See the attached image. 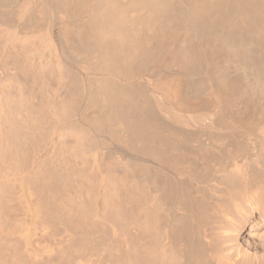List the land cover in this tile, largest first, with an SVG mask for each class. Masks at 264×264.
<instances>
[{
  "label": "rangeland",
  "instance_id": "374dc122",
  "mask_svg": "<svg viewBox=\"0 0 264 264\" xmlns=\"http://www.w3.org/2000/svg\"><path fill=\"white\" fill-rule=\"evenodd\" d=\"M23 1L26 2V0H0V264H22L21 262H23V264H45V263H43L44 261L46 262V264H70V262L72 264L73 259L75 260L78 258V261H79V257H81V259H83V260L85 259L84 261H82L84 263L86 262V260H88L87 263L89 262V264H91V263L92 264H97V263L99 264V262H100V264H103L104 262H106L104 264H120V263L124 264V262L126 263L125 260L130 259L129 260L130 262L127 261V263L129 264L132 261L131 255L132 254L134 255L135 251L138 250L137 252L141 253V254L143 252H145V250H144V248H145L144 247L145 246L144 245L145 244V239H144L145 237L144 236L145 235L143 234L144 232H143L142 226H143V221H144V217H145L144 212L146 211L145 206H146V202H147V186H146V183H147L146 177L147 176H146L145 171L143 170V168H144L143 165H140L139 169L137 170L139 172L136 171V176L134 177V174H132L131 172H130L131 174L129 172H126L127 170H125L123 167H121V165H113V166H109V165L102 166V165H100V166H102L101 167L102 169H101V168H99L98 165L93 164L94 161H93V163L91 161L93 158L89 155L90 154L89 145L97 146L96 144H98L97 147H98L99 151H101V152L103 151L105 153V156L108 154H112V153L116 154V152L118 153L119 156L122 153H126V154L129 153V152L127 153V152L123 151V148L118 143H116V141L113 143L114 138L112 137V135H115L117 127H115V125L109 121L108 122L104 121V120L108 119L106 116L107 113L105 111V108L102 107L101 104L99 103L100 102L99 97L97 98V96L95 95V92H93V90H95V87H96L95 84H97V82H98L97 78H100L102 76L106 77V74L104 72L99 74L96 72V70H94L95 67L97 68V66L98 67L104 66V60L103 59H97L95 61V63L91 66L94 69H92L89 65H88V67H89V69H88L86 67L87 64L78 60L79 58H77V57L74 58V56H72L67 44H65V42H63V39L61 41V35H60L59 30H60V25L62 26V23H60L58 21H56L57 23H56L55 28H54V35L56 37V42L58 43L57 48H55V49H56V51L57 50L58 51L54 52L55 49L51 45H49V42H48L46 36L45 37L43 36V34H44L43 32H45V29H43V28H45L46 25L49 23V21L52 20V18H54L53 17L54 14H53V12H51L50 6L56 7V4H57L56 2L59 3L60 0L59 1L58 0H46L49 4V6H47L48 4L46 3L47 7L45 6V1H44L43 4L46 8L44 6H42V4H41L40 12H39L40 17L38 16L36 19H34V24L30 23V22H33V20L28 19V20H30V22H28L26 19V21L28 23H25L24 19H18V18H16V16L15 17L12 16V14L14 15V13H15L14 9L18 8L20 3H22ZM35 1H37V0H35ZM156 1H158V3ZM156 1L151 2V0H116L115 2L117 5L115 4L114 9H112V13H113L112 15H114L116 20H118L117 21L118 27L117 26H115V27L118 30L121 29L119 32L120 33L124 32V33H122L124 35H125V31H126L127 32L126 36L128 37V39L131 36L130 38H132V39H129V41L127 43L128 45L130 44L129 42L131 40L130 45L131 46L136 45V46H139V48L140 47L142 48L141 45L145 44L146 49L150 48V49H154V51L156 50L158 52V51H160L158 48H162L160 46L165 41V43L163 45H165V44L166 45L164 46L163 50H166V48H169V50H166L163 53H168V51L173 50V49H171L172 46H173V48L176 47L175 44L180 46L181 44L183 45L185 43L184 45L187 48H185L184 45L183 46L181 45V47H179V46L178 47L180 48V50L183 49L182 51L185 52L186 54H188V56L191 58V60H190L191 63L188 60L190 63V66L187 62L189 67L185 64L186 66L184 65V69H183L182 68L183 63L180 62L181 64L178 63V66L179 65H181V66L179 67V70H177L179 72L166 70V68L162 66L164 63V61H162V59L165 56V54L163 57L161 56L163 53L158 56V54H160V52H162V51L158 52V54H157V52L155 53L154 51H153L154 52L153 53L149 49L146 50L145 46L143 45V47H144L143 51L146 52V54H147V51H148V54H150L149 52H151L154 54V56H155V54H157L156 56L158 57V60H157V58H156V60L157 61L160 60V62H157V61L154 62L153 61L154 63L152 62L153 63L152 64L149 61L150 65L148 64L146 66H143V64L139 63V61L133 60L132 62L135 61L136 63L137 62L139 63V64L138 63L135 64V62L132 63V66L135 70L136 75L133 77L132 81L130 79H129V81H127L128 79H125V78H123V81L121 80V82H124L123 84H124L125 88L130 89V87H131V89L133 88L132 91L141 92L142 94L141 93L140 94L135 93V96L137 95L138 98H141L145 95V97H147V99H148V96H147V95H149L148 91L158 93L161 95V97H162V99L166 105L174 106L176 111H178L180 113H184V114H186L189 111H190V113H194L193 111L195 110L194 109L195 105H197L199 103V101H201V99H202L205 102V104H207L206 108H208V109L199 110V107L196 106L198 110L196 109L197 111H195V113H197L199 111V112H203L205 114H208V116H209V113L212 110H215V108H216V109H219L221 111L219 113V115L222 116L223 119H228V121H230L232 119L231 122H233L234 126L238 128V129L236 128L237 130L236 129L234 130L237 133L239 131L240 132L239 134H243V131L246 130L244 132L245 133L244 135L247 137H249L248 135L259 136L262 134H263L262 136H264V131H262V130H264V112H263L264 111V102H263L264 101V94H262L258 91H254V92H252L254 95L248 94L249 99L247 97L244 98V96H248V95L240 96L241 99H239L237 97L239 95V92H241L240 91L241 89L236 88V87H241V85L244 84V81L242 82V78L244 77L243 76L244 73L242 75L240 74V73H242V70L238 66H236L235 63L232 62L233 53L230 52L231 50L229 48H227L228 46L226 44H222V43H224L223 41L221 42V40H223L222 34H224L225 32H228V31H229L228 34H230L231 32L235 31V26L237 25L235 20L240 18V19H238V21L240 20L239 21L240 24H239V22H237V23L242 26L241 22L242 23L244 22L243 18H246V15H241L242 16V18H241V16L238 17L240 15L238 13L242 14V12H240V10L242 9V7H244V4H247V2H246L247 0H238L237 2H234V4H232L228 0H227L228 2H226V0L223 2H220V9L221 10L223 9V7H224V11L227 8H229V9L231 7H232V9L234 7L235 8L233 10H229L231 12L233 11L232 12L233 15H231L232 17L230 16L232 18V20L230 17H227L225 19L226 22L224 24H222V22L220 24V21H219L218 24L216 23L215 25L213 24V22H214V17H213L214 15L213 14H215V12H218V10H217L218 8H216V5H213V3L218 2V0H213V2H212V0H208V1L207 0H200V1L196 0V3L199 6L195 3V0H192V1L190 0L193 4L195 3L194 5L191 4V2L189 3L188 2L189 0H187V1L185 0V2L183 0H170V2H168V3H167L168 0H156ZM164 1H165V3H164ZM173 1H174V3L176 1V3H178L179 6H176V3L174 4ZM180 1L184 2L185 4L182 5V2L180 3ZM197 1H199L201 3H198ZM204 1H206V2H204ZM244 1H245V3H244ZM146 2H148V3H146ZM186 2H188L189 4ZM202 2H203V4H206L207 6L206 5L205 6L203 5L204 7L201 6ZM209 2H210V4H209ZM224 2H226V3H224ZM248 2H249L248 3L249 5H251L250 2H252V4H255V3L259 4L260 5L259 7L257 6V4H255V5L258 7V9H261L264 12V0H261L260 2H258V0L257 1L256 0H253V1L248 0ZM160 3H161V5H157ZM166 3L169 4L170 7H169V5L166 6ZM170 3H172V4H170ZM229 4L230 5L232 4V6H229ZM172 5H174V6H172ZM192 5L195 7V9ZM210 5H212L213 7L212 6L210 7ZM239 5L241 8L239 7ZM175 6H176V8H175L176 12L179 10L181 12L184 10L185 12H182L183 14L180 11L177 12L179 14L181 13V16L180 15L178 16L177 13H175L174 11H171V10H173V8ZM187 6H192V8L194 10L191 9V7H187ZM196 6H198V7H196ZM118 7H119V9H118ZM162 7L166 8L168 11H166V9H165V10H162V12H161ZM179 7H180V9H179ZM200 7H202V10L200 9ZM159 8H161V9H159ZM169 9H171L170 13H169ZM116 10L119 11L120 13L116 12ZM114 11L116 13H119V14H115ZM191 12L194 13V15L196 17H193L194 15ZM171 13L173 15L175 14L178 18L180 17V19L182 21L184 20L185 23H183L184 21L182 22L181 20L175 21L176 18H173L175 15L172 16ZM185 13H187V14H185ZM9 14H11V15H9ZM191 14L193 16H191ZM210 14H211L212 18L210 16ZM119 15L125 16V19H124V17L121 18L122 16L119 17ZM182 15H184V16H182ZM203 15H205V17H203ZM236 15H238V16H236ZM59 16H61V17L64 16V18H65V15H63V14H59ZM188 16L191 18L193 17L192 19L190 18V22L192 20L191 23H193V26H189L191 24V23H189V20L186 21L185 18L187 17V19H188ZM166 17H168V18L171 17L172 19L169 18V21H167L168 18H166ZM201 17L208 18V19L203 20ZM235 17L236 18L238 17V18L236 19ZM14 18H16V19H14ZM64 18H63V20H67V18H65V19ZM120 18L123 19V22L126 21V22H124L125 24L123 22H121L122 20ZM161 18H163L164 20L163 19L161 20ZM234 18H235V20H233ZM173 19H175L174 22H177V24L174 23L173 21H171ZM228 19H229V21H228ZM18 20H19V22H18ZM85 20L88 22L89 17L85 16ZM193 20H196V21H193ZM13 21H15V22L13 23ZM20 21L26 25H24V27H23L22 26L23 24ZM162 21H165V22L162 23ZM178 21H180V23ZM232 21H235V23ZM201 22H205V23H201ZM182 23L184 24V27L186 26V28H187L189 26V29H191V30L193 29L192 27H195V28L200 27L202 30L199 29V30H197V32L199 31V33H201V35L200 34L199 35L202 37H200L199 35L196 36L198 34V33H196V29H194L195 33L190 30L191 33L193 32L192 34L189 32L188 29L186 30V28H185V32H184V30H183L184 27L182 28ZM18 24H20L19 25L20 27L18 26ZM27 24H30L31 27H32V25H36L37 27L33 26L32 29L37 28V31L40 33V35H38L39 33L37 31H35V29H34L35 32L32 30L33 33H35V34H32L30 32L31 31L30 26ZM178 24H180L181 27L179 26L180 28L178 27L176 29ZM199 24H202V25L200 26ZM204 24H207V26H209V27H207ZM152 25H154V26H152ZM163 25H164V27H163ZM197 25H199V26H197ZM16 26H18V27L16 29H14ZM202 26L203 27L206 26L207 29L202 28ZM27 27H29L28 30H27ZM160 27H162V29ZM212 27H214V29ZM216 27H220L222 29V32L223 31L224 32L220 33V31H221L220 28L215 29ZM253 27L254 28H253L250 35L253 36L254 39H252V42H249V41H251V38H248L247 40H249L248 43H252V45H254V46L258 45L257 47L259 49L256 47L258 49L257 50L251 44L246 45L249 49L252 50V52L250 54V52H248L249 49L247 48L248 49L247 50L245 47V44H248L247 41L245 43L246 39L244 40V42H242L243 44L245 43L244 47H242V45H243L242 43H241L242 45H240L238 42V45L241 46L243 50H245L244 51L245 55H249V56L251 55L253 57L254 56L258 57L259 54L261 56L264 55V53H263L264 50L262 49V48H264V43H261V41L264 39H262L263 37L262 38L257 37L259 33L261 34V36L262 35L264 36V22H263V25L259 29L255 25ZM18 28H20L21 30ZM123 28H126V30L125 29L123 30ZM153 28H155V29H153ZM159 28L162 31L161 37H159L160 33H158V32H160ZM209 28L212 29V32H211V30L209 31ZM17 29L20 31L18 32ZM151 29H152V31H151ZM157 29H158V31H157ZM172 29H174V30H172ZM203 29H204V32H203ZM14 30H16V31H14ZM128 30H129V34H128ZM214 30L219 31L218 33H216V34L220 33V35H217L219 37V39L216 38L217 36L211 38V36L213 35L212 33H215ZM21 31L22 32L25 31V33H22ZM186 31H188L190 33V34L188 33L189 36H188V34L186 35V33H187ZM26 32L27 33L30 32L31 34L27 35ZM155 32H156V34H155ZM175 32L176 33L179 32V33L176 34ZM16 33H18V34H16ZM169 33H170V35H169ZM248 33H250L249 30H248ZM36 34H37V36H36ZM202 34H208V35L206 37L205 35H202ZM216 34H214L213 36H215ZM168 35L169 36L172 35L171 36L172 38H170ZM185 35L187 38H185ZM224 35L226 36L227 33ZM190 36H193V39L195 36H196V38L200 37V39H198V40L194 39L193 40ZM188 37H190L191 39L190 38L188 39ZM256 37L258 39L260 38V40H258V42L261 45L263 44L262 48L260 47V45L258 43H256L257 42ZM158 38L161 41H159ZM181 38H183V41L185 38L186 42L181 41L182 40ZM202 38H204V39H202ZM207 38H208V40L212 39V40H210L211 41L210 44H208L209 41L207 40ZM220 38H221V40H220ZM133 39H136V41H134V44L132 43ZM137 39H138V41H137ZM214 39L216 40V43L214 42ZM162 40H164V41H162ZM191 40H192V43L190 42ZM202 40H203V42H202ZM253 40H255L256 42ZM187 41H188V43H187ZM218 41H220V42H218ZM137 42H138V44H137ZM140 42H141V44L139 45ZM161 42H162V44L160 45ZM174 42H176V43H174ZM217 42L220 45L217 44ZM199 43H201V45L203 47ZM203 43L207 44V45H204ZM191 44H193L192 47H191ZM194 44H196V45L194 46ZM197 44H198V46H197ZM221 45H225L227 47H225V46L221 47ZM189 46L191 48H193V47L195 48L197 46L198 50L200 49V47H202V49H200L199 51L197 49H196V51H194V49H192L194 51L192 53V52H190L191 49L189 48ZM215 46H216V48H213ZM206 47L207 48L212 47L213 49L212 48L211 49L210 48L205 49ZM50 48H52V49H50ZM179 48L178 49L176 48V49L179 50ZM221 48H223L224 53L222 52ZM224 48L229 49L227 51H229L231 54L229 52H226V49H224ZM176 49H174V50H176ZM187 49L189 50L190 53L187 51ZM203 49H204V51L206 50L205 53H204ZM215 49L218 50L219 53ZM253 49L256 50V53L258 54V55L256 54L257 56L254 54L255 50L253 52ZM259 50H261V51H259ZM31 51H32V53H31ZM202 51H203V53H202ZM209 51L213 52V53H210ZM28 52H29V54H28ZM195 52L198 54L201 53V55H198V57H197ZM261 52L263 54H261ZM33 54L35 56H33ZM191 54L197 58H193V56L191 57ZM204 54H205V56H204ZM28 55L30 57H28ZM215 55L218 57L219 56L222 57L221 58L222 60L218 59V57H216ZM208 56H209V58H207ZM57 57H58V59H57ZM189 57H188V59H190ZM225 57H227V58H225ZM200 58L202 59V61L200 60ZM193 59L195 61H192ZM209 59H211V60H209ZM213 59L219 60V62H218V60H216V61L220 64H218L214 60V62L216 63L215 65L217 66V64H218L217 67L214 65V63H212ZM226 59H227V61H226ZM57 60H59V61H57ZM205 60L207 61L206 63H205ZM229 60H230V63L228 62ZM57 62H59L58 64L60 66H58ZM203 62H204V64H207V65H204ZM209 62L212 63L214 65V66L213 65L212 66L215 67L216 69L211 68L212 66L209 64ZM84 64L86 66H84V67L81 66ZM97 64H99V65H97ZM134 64L137 66H135ZM159 64L161 67H159ZM200 64L204 68H201ZM208 64L210 65V67ZM140 65H141V67H139ZM55 66H56V71H54ZM58 67H60V68H58ZM61 67H62V70H61ZM152 67H155V68H152ZM236 67H237V69L239 68L241 71L239 69H238L239 71H237ZM90 68H91V70H90ZM188 68L190 70H188ZM208 68H209V70H206ZM210 68L212 69V72H211ZM186 69L188 70V72L190 71L191 73L189 72L190 74H188ZM193 69H195V70H193ZM38 70H40V71H38ZM58 70L60 73H58ZM69 70L72 72H70ZM183 70L186 72H183ZM213 70H215V71H213ZM203 71H205V72L207 71V72L203 73ZM161 72H162V75H160ZM209 72L213 75H211ZM62 73H63V75H61ZM163 73H165V74H163ZM214 73H216V74H214ZM58 74H60V75H58ZM94 74H95V76H94ZM226 74H227V76H226ZM158 75H160L159 76L160 78L159 77L157 78ZM223 75H225L226 77ZM182 76L184 78H181ZM188 76H190V77H188ZM218 76L219 77L223 76V83L221 81L222 78L219 79ZM237 76H239V77H237ZM240 76H242V77H240ZM16 78H18V79H16ZM190 78H191V80H190ZM224 78H226V80H227V78L229 79V81L227 80V82H229V85H231L230 87L228 86L226 81H225L226 82V84H225ZM231 78H234L232 80L233 82L232 81L231 82L233 83V88L238 89V92H237V90L235 91V89L232 88V83L230 84ZM237 78H240V83L238 81L239 79L237 80ZM88 80H90V82L94 80L92 82L93 84H88V83H90ZM235 80H237V81L235 82ZM216 81H219V82H216ZM19 82H20V84H19ZM237 82L241 85H239ZM218 83H220L221 85H226L228 88L221 86ZM236 83L239 86H237ZM196 84H198V85H196ZM10 85H11V87H10ZM30 85H32V87ZM92 85H93V87H92ZM94 85H95V87H94ZM217 85H218V87H219V85L221 86L219 88V90H218ZM35 86H36V88H35ZM127 86H130V87H127ZM143 86H144V88H147L148 91L146 89L144 90ZM201 86H202V89H201ZM158 87H159V90L157 89ZM213 87H215V88H213ZM222 87L224 89L226 88L225 91ZM77 88H81V90L80 89L78 90ZM211 88H213V89L209 91V89H211ZM230 88L236 92V96L234 95L233 90L229 91ZM72 89H74V90H72ZM187 89H190V91H188ZM194 89H197V90H194ZM90 90H92V93ZM204 90L208 91L211 96H209V93L205 92ZM220 90L224 91V92H221ZM226 90H228V92ZM1 91H2V93H1ZM196 91H197V93H196ZM217 91H219V92L217 93ZM225 92L228 93V96L226 94V96L228 97L227 98L228 100H226ZM47 93H48V95H47ZM71 93H72V95H71ZM213 93H215V94L217 93L216 95H218L217 96L218 98L214 97ZM65 94H66V96H65ZM74 94H76V96L78 95L77 98H75L76 96H74ZM90 94L92 95V97L94 96L93 97L94 99L96 98L95 100H97V99L98 100L97 101L91 100L92 98L90 97L91 96ZM4 95H7V96H4ZM219 95H221V97L223 98V103L220 104L221 107L219 106L217 108V107H215L216 102L214 100H215V98L220 99ZM250 96H251V98H250ZM145 97H144V99H145ZM78 98H80V99H78ZM4 99L7 101H4ZM71 99H72V102H74V103L70 102ZM147 99L143 100L141 98L140 100H141V102L143 101L142 103L144 104ZM50 100H51V102H50ZM153 100H154V98H153ZM247 100H248V102H247ZM93 101H95L93 103L94 105L91 103ZM240 101L243 103H240ZM249 101H251V102H249ZM2 102H4L5 104ZM61 102H62V104H61ZM64 102H65V104H64ZM16 103L17 104L19 103V104L16 105ZM97 104L100 105V107H98ZM208 104L211 105V107H213V108H210V106H208ZM95 105H97V106H95ZM222 106H224V107H222ZM61 107H63V108H61ZM69 107L70 108L73 107V110L69 109ZM188 107H193V109L191 108L192 111ZM238 107H239V109H238ZM261 108L263 110H261ZM56 110L58 112H61V110H62L61 113H63V114H59L58 112L56 113ZM185 110H188V111L185 112ZM219 110H217V112H219ZM5 111H8V112H5ZM49 111L51 113H49ZM247 112L249 113V116H247L248 115ZM250 112H252V113L250 114ZM245 114H247V115H245ZM95 115H97V116H95ZM197 115H198V113H197ZM34 116H35V118H34ZM204 116L205 115L203 114V117ZM208 116H206V117H208ZM95 117L97 119H95ZM100 117H102L104 119L102 121L103 123L100 121ZM206 117H204V118H206ZM63 120H65V121H63ZM61 121H63V122H61ZM97 122L99 124V128H98ZM17 123H18V125H17ZM249 124H250V126H249ZM101 125L104 129L101 128ZM246 126H248V128H250L251 131L249 129V131L247 132L248 128ZM100 128H101V130H100ZM19 137H21V138H19ZM99 143L100 144L102 143L103 146L99 145ZM104 146H105V148H104ZM120 147L122 148V150ZM15 149H17V150H15ZM79 149L81 152L85 151L84 153L82 152L83 156L80 154L81 152H79ZM111 149H113V150H111ZM86 152L89 156L86 155ZM115 154H113V155H115ZM89 157H91V158H89ZM31 163H33V164H31ZM96 166L98 168H95ZM99 170H101V171H99ZM127 175H128V177H126ZM18 176H19V178H18ZM129 176L131 177V179ZM20 178L24 182L21 181ZM142 179H143V181H142ZM99 181H101V182H99ZM107 183L109 185H107ZM78 190L82 193H80ZM28 193L30 195H28ZM75 193H77V194H75ZM68 194L70 196H68ZM91 197L92 198L96 197L98 200L96 198H94V200H95L94 201V200H92ZM57 198H58V202H60V200H62V202L64 204H61L62 202H60V204H58V202H57L56 204H58V205H56L55 202L57 201L56 200ZM89 198L91 200V203H89L90 206L87 202V200L90 201ZM81 200H82V202H81ZM83 200L86 202H84ZM96 200H97V202H96ZM92 202L95 203V204H93L94 208H93ZM78 203H79V205L82 203L84 205H88L89 207L87 206V207H85V209L88 208L91 212L90 211H89V213L86 212L88 214H86L85 212L82 213L80 211V206L78 205ZM35 205L38 207L36 208ZM60 205H62V206H60ZM108 205H109V207H108ZM28 206L31 208H29ZM32 206L35 208H33ZM59 206H60V208H59ZM63 206H66V207H63ZM62 207H63V210H62ZM95 207H97V208H95ZM56 208L57 209L59 208L58 209L59 211H57ZM143 208H144V210L142 211ZM37 209H39V210H37ZM108 209L112 210L114 212V214H116L119 217H116V216L108 213ZM68 212H71L70 215ZM100 212L102 214H100ZM65 213H67V214H65ZM62 214H64V215H62ZM86 215H88V216H86ZM98 215L101 217H99ZM31 216L34 219L31 218ZM64 216H66L67 220H65L66 218ZM70 216L76 217V219L75 220L73 219L70 221L68 219ZM35 217H37V218L35 219ZM97 218H98V220H97ZM99 218L101 219V221ZM62 219L64 221H69L72 223L64 222ZM85 219H86V221H85ZM78 220L82 222L81 225L78 224V222H77ZM95 220L97 223L99 222L98 223L99 225L95 222ZM122 220H124V221H122ZM59 221H60V223H59ZM92 221L95 222V225H94V222H93V224L91 223ZM61 225H63L62 226L63 228L61 227ZM68 225H70V226H68ZM69 227L70 228L72 227V228L70 229ZM74 228H76V229H74ZM88 228H89V230H87ZM128 228H130V229H128ZM42 230H44V231H42ZM71 231L72 232L74 231V232L72 233ZM27 232H29L32 235H30ZM67 232H69V233H67ZM66 233L69 234L68 237H66L67 236ZM82 233L83 234L86 233V235L84 236ZM73 234H74V236H73ZM93 234H94V236H93ZM81 236H83V237H81ZM98 237L101 240H99ZM82 238H84V239H82ZM85 238L90 239L91 241L90 240L87 241V239H85ZM30 239H32L33 242ZM96 239L99 241H97ZM102 240H103V242H102ZM71 241H72V243H71ZM93 241H97V242H93ZM98 242H100V243H98ZM25 244L27 245V247ZM102 244H104V245L102 246ZM106 244L108 246H106ZM57 245H59V246H57ZM67 245H69V246H67ZM82 245L84 248L82 247ZM62 246H63V248H61ZM64 246H66V247H64ZM99 246H101L102 248ZM33 247H34V249H33ZM103 247H105L108 250H109V248L111 249V247H112V249L109 250L110 252H108V250L103 249ZM142 247H144V248H142ZM61 249H64L65 251L68 250V251L65 253V251H62ZM132 250H133V252H132ZM28 251H30V252H28ZM94 251H96V252H94ZM93 252L95 254H93ZM128 252H129V255L131 252L130 257H128L129 255H127ZM49 253H50V255H49ZM72 253H73V256H71ZM124 253H125V256H124ZM63 254L64 255L66 254L67 256H64ZM121 254L123 256H121ZM17 255H18V257H17ZM30 255H32V256L34 255L33 257H35L36 255H39V256H36L39 259L36 260V257L33 258ZM68 255H69V257H68ZM22 256H23V258H20ZM27 256L32 257V258H27ZM143 256H145V254H142V257ZM45 257H46V260H43V258L45 259ZM47 257L50 261L47 259ZM62 257H65V258H62ZM101 257L103 260L101 259ZM118 257H120V258H118ZM88 258L91 259L90 261H92V260L93 261L90 262ZM92 258H94V259H92ZM28 259H30V261L32 260V262L27 263ZM34 259H35V261H34ZM68 259L70 261H68ZM94 260H95V262H94ZM76 261L77 260H75V263H76ZM119 261H122V262H119ZM48 262H50V263H48Z\"/></svg>",
  "mask_w": 264,
  "mask_h": 264
},
{
  "label": "bare ground",
  "instance_id": "6f19581e",
  "mask_svg": "<svg viewBox=\"0 0 264 264\" xmlns=\"http://www.w3.org/2000/svg\"><path fill=\"white\" fill-rule=\"evenodd\" d=\"M44 1H45V6H46L48 4V2L46 0H37V1H35V0H26V2L23 1L22 3H20L18 8H15L16 10L14 9L15 13H14V15L12 14V16H14V17L16 16V18H18V19H24L25 23H28V22H30V20H33V22H30V23L34 24V19H36L38 16L40 17V15H39L40 7H41V4H42V6H44V4H43ZM115 1L116 0H60L59 3L56 2L57 3L56 7L50 6L51 12H53V14H54V16H53L54 18H52V20H50V21L48 20L49 23L46 25V27L44 26L45 28H43V29H45V32L42 31L43 29L41 31L44 33L43 36L44 37L46 36V38H47V40L49 42V45H51L54 49L57 48V44L58 43L56 42V37L54 35V28H55V25L57 23L56 21H58V22L62 23V26L60 25V30H59L60 31V35H61V41L63 39V42H65V44H67V46H68L72 56H74V58L77 57V58H79L78 60H80V61L84 62L85 64H87V66L85 64L81 65V66H83V67L86 66L89 69L88 65L91 67L95 63V61L97 59H103L104 60V66H101V67L97 66V68L95 67V69L91 67L92 69L96 70V72L99 73V74L103 73V72L106 74V77H103V76L100 77V78L96 77L98 82H97V84H95L96 87L94 85L95 90H93V92H95V95L97 96V98L99 97L100 102L99 101L98 102L101 104L102 107L105 108V111L107 113L106 116H107L108 119L104 120L102 117H100V121L101 122L103 120L107 121V122L109 121V122L113 123L115 125V127H117L115 135H112V137L115 139L114 140L112 138L113 139V143L116 141V143H118L123 148V151H125L127 153L129 152L130 154L128 153L129 154L128 155L126 153H122L119 156L118 153L116 152V154L118 156L115 153L108 154V155L105 156V153L103 151L102 152L99 151V149L97 147L98 144H96L97 146L89 145V150H90V154L89 155L93 158L91 161H92V163L94 161L93 164L94 165L95 164L98 165L99 168H101L102 166H105V165H109V166L121 165V167H123L125 170H127L126 172H129V173L131 172L132 174H134V177L136 176V171L139 169L140 165H143L144 166L143 170L145 171L146 176H147L146 177L147 178V183H146V186H147V202H146V206H145L146 207V211L144 212L145 213L144 221L142 220L143 221L142 229H143V232H144L143 234L145 235L144 236L145 237L144 238L145 239V244H144L145 248L142 247V248H144L145 252H143L142 254H145V256L142 257V254L137 252L138 250L135 251L136 253L134 252V255L133 254L131 255V252H130V255L132 256L131 259H132L133 262L131 261V263H129V264H264V136H262L263 134L259 135V136H250V135H248L249 137H247V136L244 135L245 134L244 132L246 130H244V131L242 130L243 134H239L240 133L239 131L237 133L236 131H234L237 127H235L233 122H231L232 119L230 121H228V119H223L222 116L219 115V113L221 111L219 109H216V108H215V110H212L209 113V116H208V114H205V113L199 112V111L197 112L198 113V115H197V113H195V111L198 110L196 106L199 107V110L208 109V108H206L207 104H205V102L202 99H201V101H199V103L197 105H195L196 108L194 107V109H195L193 111L194 113H190V111L187 112L188 110H185V112H187V113L184 114V113H180V112L176 111L174 106L166 105L160 94L152 92V91L150 92V91L147 90V88H144V86H143L144 90L146 89L149 92V95H147L148 99H147V97H145L144 94H143L144 96L142 95L143 97H141L143 100L147 99L144 104L142 103L143 101L141 102V100H140L141 98H138L137 95L135 96V93L136 94L137 93L140 94L141 92L132 91L133 88L131 89L130 86H127V87H130V89L129 88H125V86L123 84L124 82H121V80L123 81V78H125V79H128L127 81H129V79L132 81L133 77L136 75L135 70H134V68L132 66V63H134L137 60V61H139V63H142L143 66H146V65L149 64V61H150V63H152L153 61L155 62V61L158 60V57L156 56L158 54V52L162 51V52H160V54H158V56H159L163 52H165L166 50H169V48H166V50H163L164 46L166 45V44L163 45L165 43L164 40H162V41H164L163 44H162V42L160 43V45L162 44L163 46L161 45L160 47H162V48H158L160 50L158 52L156 50L154 51V49H150V48L146 49V45L143 44L145 46L146 50L149 49L151 52H153V51L155 53L157 52V54H155V56H156L155 57L154 54H153L154 52L153 53L149 52L150 54H148V51H147V54H148L147 55L146 52L143 51L144 50L143 45H141L142 48L141 47L139 48V46H136V45H135L136 47L134 45L131 46L130 45L131 44V40L129 42L130 44L128 45L127 43L129 41V39H132V38H130L131 36L129 35L130 37L128 39V37L126 36V34H127L126 31H125V35H124V34H122L124 32H121V33L119 32L121 29L118 30L115 27V26L118 27V25H117V23H118L117 21L118 20H116L114 15H112L113 14L112 13V9H114L115 4H116ZM155 1L156 0H151V2H155ZM183 1L185 2V0H183ZM191 1L189 0L188 2L190 3ZM199 1H197V2L201 3ZM223 1H225V0H218V2L214 1L215 3H213V5H216V8H218L217 9L218 12L214 11L215 14H213L214 15L213 16L214 17V22H213L214 25L216 23L218 24L219 21H220V24H221V22H222V24H224L226 22L225 19L227 17H230L231 15H233V13H232L233 11L231 12L229 10H233L235 7L233 9H232V7L230 9L229 8H227V9L225 8L226 9L225 11H224V7L222 9L223 11L220 9V2H223ZM228 1L231 2L232 4H234V2H237L238 0H228ZM228 1L226 0V2H228ZM260 1L261 0H258V2H260ZM148 2H146V3H148ZM156 2L158 3V1H156ZM168 2H170V0H168L167 3ZM181 2L182 1H180V3ZM184 2H182V5L185 4ZM188 2H186V3H188ZM204 2H206V1H204ZM212 2H213V0H212ZM226 2H224V3H226ZM246 2H247V4L249 3L248 0ZM164 3H165V1H164ZM167 3H166V6L169 5ZM173 3H174V1H173ZM175 3H176V1H175ZM195 3H196V0H195ZM244 3H245V1H244ZM170 4H172V3H170ZM191 4H193V3L191 2ZM209 4H210V2H209ZM232 4L231 5L229 4V6H232ZM247 4H244V7H242V9H241L242 11L239 9L240 12H242V14L238 13L240 15L239 16L236 15L238 17H240L241 15H246V18H243V21L245 23L241 22L243 27L241 25H239L240 24V22H239L240 20L238 21V19H240V18L237 17L238 18L237 19L235 17L237 19V20H235V18L233 19V20L236 21V24H237L235 26V31L231 32L230 34H228L229 31L227 30L228 32L224 33V34L227 33L226 36L224 34H222L223 35L222 36L223 40H221V38H220L221 42L222 41L224 42L222 44H226L228 46L227 47L225 45H221V47L225 46V47H227V48H229L231 50L230 52L233 53L232 62L235 63L236 66H238L242 70V73H240L241 75L244 73V75H243L244 79L242 78V82L244 81V84L242 83L243 85L239 84L240 83V78H237V80L239 79L238 80L239 83L238 82L237 83L239 85H241V87H236V88H240L241 89L240 90L241 92H239V95L237 94L238 95L237 97L239 99H241L240 96L248 95V94L251 95V94H253L252 92H254V91H258V92L264 94V55L261 56L259 54L258 57H255V56L253 57L251 55L250 56L249 55H245L244 54L245 50L242 49V47H244V44L246 43V41L248 43V41H249V40H247L248 38H251V41H249V42H252V39H254V37L250 35L252 30H253V28H254L253 26L255 25L259 29L263 25L264 12L261 9H258V7L260 5L257 4V3H255V4H257L258 7L255 4H252V2H250L251 5H249V4L247 5ZM157 5H161V3L157 4ZM203 5L205 6L206 4H203V2H202L201 6H203ZM47 6H49V4ZM172 6H174V5H172ZM176 6H179V4L176 3ZM176 6L173 8V10H171L172 8L169 9V13H170V10L174 11L175 13L179 12L180 10L177 11V12L175 11L176 10L175 9ZM192 6H187V7H191V9H193ZM198 6H196V7H198ZM211 6L212 5H210V7ZM169 7H170V5H169ZM239 7H240V5H239ZM118 9H119V7H118ZM159 9H161V8H159ZM165 9L166 8L162 7L161 12H162V10H165ZM179 9H180V7H179ZM194 9H195V7H194ZM200 9L202 10V7H200ZM166 11H168V10L166 9ZM116 12H119V11L116 10ZM116 12H115V14H119L120 13V12L119 13H116ZM182 12H185V11L183 10ZM58 13L65 15V18H67V20H63L64 16H62L63 17L62 18L61 16H59ZM181 13L180 14L177 13V15L181 16ZM185 14H187V13H185ZM192 14L194 15V13H192ZM192 14H191V16H193ZM9 15H11V14H9ZM171 15L174 16L175 14L173 15L171 13ZM184 15H182V16H184ZM85 16L89 17V21L88 22L85 20ZM121 16L122 15H119V17H121ZM189 16H188V19H187V17L185 19H186V21L189 20V23H191L192 20L190 22V18L191 17H189ZM210 16H211V14H210ZM123 17L125 19V16H122L121 18H123ZM193 17H196V16L194 15ZM203 17H205V15H203ZM203 17H201L203 20H207L208 19V18H203ZM16 18H14V19H16ZM166 18H168V17H166ZM169 18L172 19L171 17H169ZM169 18H168L167 21H169ZM173 18H176V20L175 19L171 20L173 22H174V20L175 21L181 20L180 17L178 18L176 15ZM211 18H212V16H211ZM241 18H242V16H241ZM26 19H27L28 22L26 21ZM28 19H30V20H28ZM162 19L163 18H161V20ZM121 20H122L121 22H123V19H121ZM231 20H232V18H231ZM193 21H196V20H193ZM228 21H229V19H228ZM235 21H232V22L235 23ZM14 22L15 21H13V23ZM18 22H19V20H18ZM124 22H126V21H124ZM163 22H165V21H162V23ZM178 22L180 23V21H178ZM237 22H239V24ZM174 23L177 24V22H174ZM183 23H185V21ZM183 23H182V28L184 27ZM201 23H205V22H201ZM191 24L189 26H193V23H191ZM19 25L20 24H18V26ZM24 25H26V24H23L22 26L24 27ZM27 25L30 26V24H27ZM154 25H152V26H154ZM199 25L201 26L202 24H199ZM199 25H197V26H199ZM204 25L207 26V24H204ZM18 26H16L14 29H16ZM33 26L35 27L36 25H32V27L30 26V30L31 31L30 30L29 31L32 34H35V33H33V31H34V29H35V31H37V28L32 29ZM179 26H180V24H178L177 27L175 26L176 29ZM189 26L187 28H186V26L184 27V29H183L184 32H185V28H186V30L188 29L189 32H190L191 29H189ZM206 26L205 27L202 26V28H206L207 29V27H209V26H207V27ZM163 27H164V25H163ZM28 28L29 27H27V30H28ZM160 28L162 29V27H160ZM192 28L193 29L191 31H193L194 33H195L194 29H196V33H198L196 36H198L199 34L201 35V33H199V31L197 32V30L201 29L200 27H197V28L192 27ZM212 28L214 29V27H212ZM218 28H220V27H216L215 29H218ZM18 29H20V28H18ZM18 29H17V31L19 32L21 29L20 30H18ZM124 29L126 30V28H123V30ZM153 29H155V28H153ZM161 29H160V32H158V33H160L159 37H161V34H162ZM172 30H174V29H172ZM210 30L212 32V29L209 28V31ZM220 30H221L220 33L224 32V31L222 32L221 28H220ZM248 30H249L250 33H248ZM14 31H16V30H14ZM25 31L24 32L21 31V32L25 33ZM151 31H152V29H151ZM157 31H158V29H157ZM214 31H215V33H212L213 35L219 32L218 30H214ZM30 32H28V33L26 32V34L27 35L31 34ZM186 32H187L186 33V35H187L189 32L188 31H186ZM203 32H204V29H203ZM170 33H169V35H170ZM178 33H176V34H178ZM220 33L216 34L215 36L212 35L211 38L212 37H216L217 35H220ZM16 34H18V33H16ZM128 34H129V30H128ZM155 34H156V32H155ZM189 34H188V36H189ZM259 34H258L257 37H261V38L263 37L262 39H264V36L263 35L261 36V34L260 35ZM38 35H40V33ZM186 35H185V38H187ZM202 35H205L207 37L208 34H202ZM36 36H37V34H36ZM171 36H169V37L172 38ZM196 36L194 37V39H197V40L200 39V37H202V36H200L199 38H196ZM190 37L193 39V36H190ZM190 37H188V39ZM185 38H184V41L186 42ZM216 38L219 39L218 36ZM181 39H182L181 41H183V38H181ZM202 39H204V38H202ZM158 40L161 41L159 38H158ZM207 40H208V38H207ZM210 40H212V39H210ZM210 40H208L209 41L208 44L211 43ZM244 40H245V43L243 44L242 42H244ZM258 40H260V38L256 39L257 42L255 40H253V41L258 43L260 45V47L262 48L263 44L261 45L258 42ZM134 41H136V39H133V42H132L133 44H134ZM137 41H138V39H137ZM263 41L264 40H262L261 43H264ZM190 42L192 43V40ZM202 42H203V40H202ZM214 42L216 43L215 39H214ZM218 42H220V41H218ZM218 42H217V44H219ZM238 42H239L240 45L243 44L242 47L238 45ZM174 43H176V42H174ZM187 43H188V41H187ZM137 44H138V42H137ZM140 44H141V42L139 43V45ZM199 44L201 45V43H199ZM249 44L252 45V43L245 44L246 49L248 48L246 45H249ZM175 45H176V47L173 48V46H172V48H171L173 50L168 51V53H163L161 55L163 57L164 54H165V56L162 59V61H164L162 66L165 67L166 70H169V71H177V70H179V67L181 65L178 66V63L179 64L183 63V67H182L183 69H184V65L185 64L187 66L189 64V66H190V63H191V61H190L191 58L188 56V54L183 52L182 51L183 49L180 50V48H179V47H181L182 44L180 46L177 45V44H175ZM192 45L193 44H191V47H192ZM195 45L196 44H194V46ZM204 45H207V44H204ZM197 46H198V44H197ZM197 46L195 48L194 47L191 48L189 46V48L191 50L194 49V51H196V49L198 48ZM252 46L256 48L258 45L257 46L252 45ZM184 47H185V45H184ZM202 47H200V49H202ZM176 48L177 49L179 48L180 51L177 50ZM185 48H187V47H185ZM208 48H210V47H208ZM208 48L206 47L205 49H208ZM213 48H216V46L213 47ZM50 49H52V48H50ZM174 49H176V50H174ZM188 49H187V51L189 52ZM221 49H222V52H223V48H221ZM224 49H226V48H224ZM229 49H226V52H229V51H227ZM262 49L264 50V48H262ZM191 50H190V52L193 53L194 51L193 50L191 51ZM250 50L251 49H249L248 52H250V54H251L252 50L251 51ZM254 50L255 49H253V52H254ZM261 50H259V51H261ZM57 51L55 49L54 52H57ZM203 51H204V49H203ZM203 51H202V53H203ZM205 51H204V53H205ZM216 51L218 52V50H216ZM29 52H28V54H29ZM31 53H32V51H31ZM198 53H196L197 57H198V55H201V53L200 54H198ZM210 53H213V52H210ZM263 53H264V51H263ZM263 53L261 52V54H263ZM34 54H33V56H35ZM254 54L255 55L257 54L256 50H255ZM187 56L190 59H188ZM192 56L193 55L191 54V57ZM204 56H205V54H204ZM28 57H30V56L28 55ZM197 57L193 56V58H197ZM216 57H218V56H216ZM219 57H218V59L222 58V57H220V58ZM156 58H157V60H156ZM207 58H209V56ZM225 58H227V57H225ZM57 59H58V57H57ZM218 59H216V60H218ZM133 60H135V61L132 62ZM188 60L190 61V63H189ZM200 60L202 61L201 58H200ZM209 60H211V59H209ZM214 60L215 59L212 60L213 61L212 63H214V65H215L216 64L215 62H217V61L215 60V62H214ZM57 61H59V60H57ZM192 61H195V60L193 59ZM226 61H227V59H226ZM157 62H160V60L157 61ZM187 62H188V64H187ZM206 62L207 61L205 60V63ZM218 62H219V60H218ZM228 62L230 63V60ZM58 63L59 62H57V64ZM137 63L135 62V64H137ZM212 63L209 62V64L211 66L213 65ZM203 64H204V62H203ZM218 64H220V63H218ZM218 64H217V66H218ZM97 65H99V64H97ZM204 65H207V64H204ZM210 65H209V67H210ZM58 66H60V65L58 64ZM135 66H137V65H135ZM213 66L211 68L216 69ZM139 67H141V65ZM159 67H161L160 64H159ZM58 68H60V67H58ZM91 68H90V70H91ZM152 68H155V67H152ZM201 68H204V67H202V65H201ZM238 69L236 67L237 71L240 70V69L239 70ZM61 70H62V67H61ZM188 70H190V69L188 68ZM188 70H187V73L190 74L191 72L189 71L190 72L189 73ZM193 70H195V69H193ZM206 70H209V68L206 69ZM38 71H40V70H38ZM54 71H56V66H55V70ZM213 71H215V70H213ZM70 72H72V71H70ZM177 72H179V71H177ZM183 72H186V71L183 70ZM204 72L205 71H203V73ZM211 72H212V69H211ZM58 73H60L59 70H58ZM216 73H214V74H216ZM163 74H165V73H163ZM58 75H60V74H58ZM61 75H63V73ZM160 75H162V72H161ZM160 75H158L157 78ZM211 75H213V74H211ZM94 76H95V74H94ZM190 76H188V77H190ZM223 76H225V75H223ZM223 76L222 77L218 76L219 79L222 78V80H221L222 83H223ZM226 76H227V74H226ZM237 77H239V76H237ZM240 77H242V76H240ZM181 78H184V77L182 76ZM16 79H18V78H16ZM233 79L234 78H231L230 84L233 82L232 81ZM90 80H88V81L90 82ZM190 80H191V78H190ZM227 80L229 81L228 78H227ZM227 80H226V78H224V82L225 81L227 82ZM237 80H235V82ZM93 81H91L88 84H93L92 83ZM219 81H216V82H219ZM226 82H225V84H226ZM19 84H20V82H19ZM198 84H196V85H198ZM218 84H220V83H218ZM227 84H228L229 87L231 86V85H229V82H227ZM238 84H237V86H239ZM220 85H219V87L217 85L218 90H219V88L221 86L227 87L226 85H221V86ZM30 86L32 87V85H30ZM10 87H11V85H10ZM92 87H93V85H92ZM35 88H36V86H35ZM81 88H77V89L81 90ZM213 88H215V87H213ZM213 88L209 89V91L212 90ZM232 88H233V83H232ZM157 89L159 90V87ZM201 89H202V86H201ZM225 89H224V91H225ZM233 89H235V88H233ZM233 89L230 88L229 91L230 90L232 91ZM72 90H74V89H72ZM187 90L190 91V89H187ZM194 90H197V89H194ZM236 90L238 92V89H235V91ZM90 91L92 93V90H90ZM224 91H221V92H224ZM226 91L228 92V90H226ZM235 91L233 93L236 96V92ZM205 92H208V91H205ZM218 92L219 91H217V93ZM1 93H2V91H1ZM196 93H197V91H196ZM213 94H214V97L218 96L215 93H213ZM226 94L228 96V93L225 92L226 100H228L227 99L228 97L226 96ZM47 95H48V93H47ZM71 95H72V93H71ZM249 95L248 96H244V98H246V97L248 98ZM4 96H7V95H4ZM65 96H66V94H65ZM74 96H76V94H74ZM77 96L75 98H77ZM209 96H211L210 93H209ZM219 96H220V99H217L218 97L215 98V100L213 99L216 102L215 103L216 104L215 107H217V108L220 106V104L223 103V98L221 97V95H219ZM90 97L92 98L91 100H95L96 99V98L94 99L93 98L94 96L92 97V95ZM144 97H145V99H144ZM80 98H78V99H80ZM153 98H154V100H153ZM250 98H251V96H250ZM97 100H95V101H97ZM4 101H7V100L4 99ZM95 101H93L91 103L93 104ZM50 102H51V100H50ZM70 102H72V99H71ZM247 102H248V100H247ZM249 102H251V101H249ZM2 103H4V102H2ZM72 103H74V102H72ZM240 103H243V102L240 101ZM18 104L16 103V105H18ZM61 104H62V102H61ZM64 104H65V102H64ZM97 105H95V106H97ZM208 106H210V108H213L209 104H208ZM224 106H222V107H224ZM98 107H100V105H98ZM61 108H63V107H61ZM188 108H190V110H191V108L193 109V107H188ZM69 109L73 110V107L72 108L69 107ZM238 109H239V107H238ZM217 110H219V112H217ZM261 110H263V109L261 108ZM8 111H5V112H8ZM57 112L58 111L56 110V113ZM61 112H62V110H61ZM61 112H58V113L59 114H63ZM49 113H51V112L49 111ZM251 113L252 112H250V114ZM203 114L205 115L204 117H206V116H208V117L204 118ZM245 115H247V114H245ZM95 116H97V115H95ZM247 116H249V113H248ZM34 118H35V116H34ZM95 119H97V118L95 117ZM63 121H65V120H63ZM63 121H61V122H63ZM97 124H98V122H97ZM17 125H18V123H17ZM249 126H250V124H249ZM246 127L248 128V126H246ZM98 128H99V124H98ZM101 128H103L102 125H101ZM101 128H100V130H101ZM249 129L250 128H248L247 132L249 131ZM250 131H251V129H250ZM262 131H264V130H262ZM19 138H21V137H19ZM99 145H102V143L101 144L99 143ZM104 148H105V146H104ZM122 148H121V150H122ZM15 150H17V149H15ZM111 150H113V149H111ZM79 152H81L80 149H79ZM82 152L80 154L83 156V153L85 151L83 153ZM113 154H115V155H113ZM86 155L89 156L87 154V152H86ZM91 157H89V158H91ZM31 164H33V163H31ZM100 165H102V166H100ZM95 168H98V167L96 166ZM99 171H101V170H99ZM137 172H139V171H137ZM126 177H128V175ZM18 178H19V176H18ZM130 179H131V177H130ZM20 180H21V178H20ZM21 181H23V180H21ZM142 181H143V179H142ZM99 182H101V181H99ZM107 185H109V184L107 183ZM77 193H75V194H77ZM80 193H82V192H80ZM69 194H68V196H70ZM28 195H30V194L28 193ZM94 198H96V197H94ZM94 198H92V200H94ZM56 200L57 201L55 202V204L58 202V198ZM89 200H90V198H89ZM97 200H96V202H97ZM60 202H62V200H60ZM60 202H58V204H60ZM81 202H82V200H81ZM84 202H86V201H84ZM87 202L89 204V203H91V200L90 201L87 200ZM93 202H92V205L95 204ZM58 204H56V205H58ZM61 204H64V203L62 202ZM78 205H79V203H78ZM60 206H62V205H60ZM60 206H59V208H60ZM79 206H80V211L82 213L83 212H85V213L88 212L89 213L90 210L88 208L85 209V207H87L88 205H84L82 203ZM89 206H90V204H89ZM37 207L38 206H36V208ZM63 207H66V206H63ZM63 207H62V210H63ZM108 207H109V205H108ZM29 208H31V207H29ZM33 208H35V207H33ZM93 208H94V205H93ZM95 208H97V207H95ZM58 209H57V211H59ZM37 210H39V209H37ZM143 210H144V208L142 209V211ZM68 213L70 215L71 212H68ZM88 213H86V214H88ZM108 213H110L111 215H114L116 217H119L116 214H114V212L112 210H110V209H108ZM65 214H67V213H65ZM100 214H102V213L100 212ZM62 215H64V214H62ZM86 216H88V215H86ZM64 217L66 218V216H64ZM99 217H101V216H99ZM31 218H33V217L31 216ZM36 218L37 217H35V219ZM68 219L71 221L73 219L75 220L76 217H71L70 216ZM65 220H67V218ZM97 220H98V218H97ZM85 221H86V219H85ZM100 221H101V219H100ZM122 221H124V220H122ZM64 222H69V221H64ZM77 222H78L79 225L82 224V222L79 221V220ZM93 222L94 221H92L91 223L93 224ZM95 222H96V220H95ZM95 222H94V225H95ZM59 223H60V221H59ZM69 223H72V222H69ZM70 225H68V226H70ZM62 226L63 225H61V227ZM74 229H76V228H74ZM128 229H130V228H128ZM87 230H89V228ZM42 231H44V230H42ZM27 233H29V232H27ZM67 233H69V232H67ZM30 235H32V234H30ZM68 235L69 234H67L66 237H68ZM83 235L85 236L86 233L83 234ZM73 236H74V234H73ZM93 236H94V234H93ZM81 237H83V236H81ZM87 238H85V239H87ZM82 239H84V238H82ZM98 239H99V237H98ZM30 240L32 241V239H30ZM88 240H90V239H87V241ZM99 240H101V239H99ZM99 240H97V241H99ZM97 241H93V242H97ZM102 242H103V240H102ZM71 243H72V241H71ZM98 243H100V242H98ZM107 244H106V246L109 245V244L108 245ZM69 245H67V246H69ZM103 245L104 244H102V246ZM57 246H59V245H57ZM26 247H27V245H26ZM64 247H66V246H64ZM82 247H83V245H82ZM99 247H101V246H99ZM61 248H63V246ZM33 249H34V247H33ZM103 249H106V248L103 247ZM111 249H112V247H111ZM111 249L109 248V250H111ZM61 250L65 251L64 249H61ZM106 250H108V249H106ZM109 250H108V252H110ZM133 250H132V252H133ZM67 251H65V253ZM28 252H30V251H28ZM94 252H96V251H94ZM94 252H93V254H95ZM122 254H121V256H123ZM49 255H50V253H49ZM127 255H129V252H128ZM130 255L128 257H130ZM30 256H32V255H30ZM36 256H39V255H36ZM64 256H67V255L65 254ZM71 256H73V253H72ZM124 256H125V253H124ZM17 257H18V255H17ZM32 257H28L27 256V258H32ZM35 257H33V258H35ZM68 257H69V255H68ZM20 258H23V256L20 257ZM62 258H65V257H62ZM118 258H120V257H118ZM37 259H39V258L36 257V260ZM47 259H48V257H47ZM88 259H89V261L91 260L90 258H88ZM92 259H94V258H92ZM101 259H102V257H101ZM43 260H46V257H45V259L43 258ZM75 260L78 261V258L75 259ZM75 260L73 259L72 264H89V262L87 263L88 260H86L85 263L82 262L85 259L83 260V259H81V257H79V261L78 262L76 261V263H75ZM129 260L130 259L125 260L126 263ZM27 261H28L27 263H31L32 262V260L30 261V259H28ZM34 261H35V259H34ZM68 261H70V260L68 259ZM92 261H90V262H92ZM94 262H95V260H94ZM119 262H122V261H119ZM21 263L23 264V262H21ZM43 263L46 264L45 261ZM48 263H50V262H48ZM104 263H106V262H104ZM126 263L124 262V264H126ZM70 264H71V262H70ZM99 264H100V262H99Z\"/></svg>",
  "mask_w": 264,
  "mask_h": 264
}]
</instances>
